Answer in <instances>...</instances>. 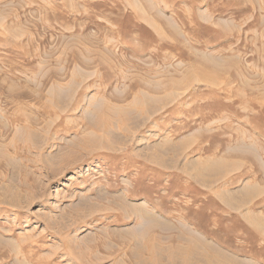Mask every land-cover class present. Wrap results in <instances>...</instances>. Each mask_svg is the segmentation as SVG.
<instances>
[{
    "label": "rangeland",
    "instance_id": "374dc122",
    "mask_svg": "<svg viewBox=\"0 0 264 264\" xmlns=\"http://www.w3.org/2000/svg\"><path fill=\"white\" fill-rule=\"evenodd\" d=\"M0 264H264V0H0Z\"/></svg>",
    "mask_w": 264,
    "mask_h": 264
},
{
    "label": "bare ground",
    "instance_id": "6f19581e",
    "mask_svg": "<svg viewBox=\"0 0 264 264\" xmlns=\"http://www.w3.org/2000/svg\"><path fill=\"white\" fill-rule=\"evenodd\" d=\"M138 216L145 220L146 222L148 221L149 223H151L152 225H159L160 223L158 222L157 219H155L151 213L149 211H147V209L143 208V207H140L139 209L137 210H134ZM205 261V260H204ZM198 263V262H197ZM207 263V262H206Z\"/></svg>",
    "mask_w": 264,
    "mask_h": 264
}]
</instances>
